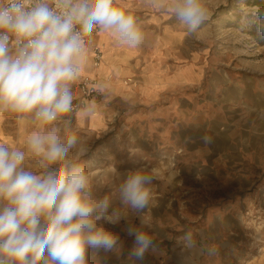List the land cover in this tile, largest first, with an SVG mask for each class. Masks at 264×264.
I'll list each match as a JSON object with an SVG mask.
<instances>
[{
  "label": "rangeland",
  "instance_id": "374dc122",
  "mask_svg": "<svg viewBox=\"0 0 264 264\" xmlns=\"http://www.w3.org/2000/svg\"><path fill=\"white\" fill-rule=\"evenodd\" d=\"M255 1L200 0L207 18L195 31L177 19L178 0L116 2L143 39L132 48L110 33L109 46L93 45L102 62L92 69L90 56L89 67L105 70L81 73L96 79L91 102L82 105L76 80L72 111L53 124L0 108V144L24 153L25 170L46 171L29 148L33 135L75 134L87 151L72 150L68 160L83 165L93 193L117 208L127 174L157 168L143 213L151 227L130 217L154 245L137 259L128 221L104 223L120 250L88 249V264H264V20Z\"/></svg>",
  "mask_w": 264,
  "mask_h": 264
},
{
  "label": "clouds",
  "instance_id": "9594fccd",
  "mask_svg": "<svg viewBox=\"0 0 264 264\" xmlns=\"http://www.w3.org/2000/svg\"><path fill=\"white\" fill-rule=\"evenodd\" d=\"M175 15L195 31L207 10L200 0H178ZM256 15L264 20V12ZM96 29L114 33L132 48L143 39L136 18L114 6V0H0V108L32 113L41 125L70 113L85 37ZM204 140L210 142L207 136ZM28 143L46 161L41 175L22 167V151L0 144V264H88V249L119 252V235L103 224L122 220L134 238L130 255L142 259L154 238L130 217L151 227L143 213L153 202L149 186L161 178L157 168L130 171L119 185L117 208L110 197L93 193L83 165L68 160L72 150L81 156L87 151L75 134L61 138L53 129ZM58 162V168L47 170ZM186 239L192 246L191 233Z\"/></svg>",
  "mask_w": 264,
  "mask_h": 264
},
{
  "label": "built area",
  "instance_id": "2783aa9c",
  "mask_svg": "<svg viewBox=\"0 0 264 264\" xmlns=\"http://www.w3.org/2000/svg\"><path fill=\"white\" fill-rule=\"evenodd\" d=\"M99 29L93 31L90 36L85 37V43L87 44L97 35ZM14 51V49H13ZM91 54V67L97 69L102 62V51L98 46H93L90 50ZM78 81L79 93L82 98V105L92 101V98L97 93L96 79L90 75H80Z\"/></svg>",
  "mask_w": 264,
  "mask_h": 264
},
{
  "label": "crops",
  "instance_id": "0c3cea01",
  "mask_svg": "<svg viewBox=\"0 0 264 264\" xmlns=\"http://www.w3.org/2000/svg\"><path fill=\"white\" fill-rule=\"evenodd\" d=\"M116 2L120 3L121 0H114V6L116 5ZM110 32H105V31H100V33L98 34V37L96 39H94L93 41H90L88 43V45L86 46V54H85V60H84V65H83V73H94V74H101L103 75V72L105 70V64L104 67L102 66V68L100 70H97L96 72H92V70L90 69V56L91 54L89 53V51H87V48L92 47L95 44H101L107 47L109 46V42H108V37H109Z\"/></svg>",
  "mask_w": 264,
  "mask_h": 264
},
{
  "label": "trees",
  "instance_id": "16d2710c",
  "mask_svg": "<svg viewBox=\"0 0 264 264\" xmlns=\"http://www.w3.org/2000/svg\"><path fill=\"white\" fill-rule=\"evenodd\" d=\"M254 5L257 7V11L259 10V11L264 12V2H262L260 0H256ZM258 18L261 19V17H259V16H258Z\"/></svg>",
  "mask_w": 264,
  "mask_h": 264
}]
</instances>
